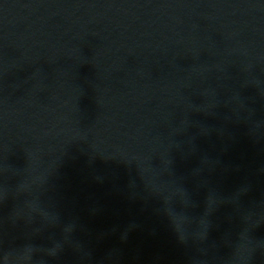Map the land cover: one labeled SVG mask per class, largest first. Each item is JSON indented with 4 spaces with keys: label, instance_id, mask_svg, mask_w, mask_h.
Returning a JSON list of instances; mask_svg holds the SVG:
<instances>
[{
    "label": "water",
    "instance_id": "water-1",
    "mask_svg": "<svg viewBox=\"0 0 264 264\" xmlns=\"http://www.w3.org/2000/svg\"><path fill=\"white\" fill-rule=\"evenodd\" d=\"M0 264H264V0H0Z\"/></svg>",
    "mask_w": 264,
    "mask_h": 264
}]
</instances>
